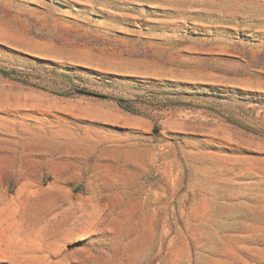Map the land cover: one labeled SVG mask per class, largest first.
<instances>
[{"label": "rangeland", "instance_id": "rangeland-1", "mask_svg": "<svg viewBox=\"0 0 264 264\" xmlns=\"http://www.w3.org/2000/svg\"><path fill=\"white\" fill-rule=\"evenodd\" d=\"M39 89L113 104L121 145L46 152ZM24 182L42 252L13 264H264V0H0V196Z\"/></svg>", "mask_w": 264, "mask_h": 264}, {"label": "crops", "instance_id": "crops-1", "mask_svg": "<svg viewBox=\"0 0 264 264\" xmlns=\"http://www.w3.org/2000/svg\"><path fill=\"white\" fill-rule=\"evenodd\" d=\"M36 95H39V99L31 100L33 102L28 107H34L41 112V116L37 117L40 129L44 130L48 126L51 129L47 134L50 135L51 146L46 148V152H54L60 136L67 138L69 147L72 148L67 155L84 161H90L92 156H96L94 160H104L106 159L104 145H112V151L121 145L123 140L121 135L93 129L90 121L91 115L107 120L108 109L117 110L113 104L87 99L77 94L59 95L44 89H39ZM44 113L54 116L47 117L48 115H43ZM59 113L66 115H58ZM60 125L64 127L59 128ZM23 141L27 140L24 138ZM23 151L26 156L29 155V159L39 162V170L42 173L44 152L42 143L35 142L34 146L24 148ZM42 193V186H32L24 182L18 184L13 193H4L0 196V261H6L8 264H13V261L17 260L29 263L40 258L41 222L37 227L28 215L36 216L38 211H42Z\"/></svg>", "mask_w": 264, "mask_h": 264}, {"label": "trees", "instance_id": "trees-1", "mask_svg": "<svg viewBox=\"0 0 264 264\" xmlns=\"http://www.w3.org/2000/svg\"><path fill=\"white\" fill-rule=\"evenodd\" d=\"M23 81H24L25 83H29V84H31V85H33V86H37V87L43 88V87L39 86V85L36 84V83L30 82L29 80H23ZM72 93H73V92H72ZM70 94H71V93H70ZM121 102H122V104H123V103H130V101H128V100H122ZM127 109H130L129 106H127Z\"/></svg>", "mask_w": 264, "mask_h": 264}]
</instances>
